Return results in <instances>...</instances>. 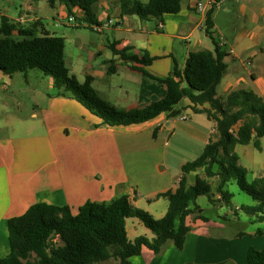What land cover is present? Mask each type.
Returning a JSON list of instances; mask_svg holds the SVG:
<instances>
[{
    "label": "crops",
    "instance_id": "0c3cea01",
    "mask_svg": "<svg viewBox=\"0 0 264 264\" xmlns=\"http://www.w3.org/2000/svg\"><path fill=\"white\" fill-rule=\"evenodd\" d=\"M27 1L31 8L33 0ZM119 1L94 0L89 6L101 25L99 31L93 29V24L90 29L103 34L100 41L78 43V54L75 55L64 44V64L85 89L117 109L142 108L162 98L165 84L161 79L171 74L175 65L182 69L190 51L213 49L214 40L226 50L223 58L226 67L217 84L216 95L224 97L234 89L245 88L264 98V0H224L220 4L214 0H181L178 11L150 16L148 20H141L135 14L121 15ZM198 1L201 9L196 7ZM59 6L66 10L63 3ZM210 8L209 26L206 15ZM72 9L76 16L83 15L81 8L74 6ZM31 15L20 14L18 19L30 21L38 17L35 13ZM109 19L118 20V24L107 25ZM20 39L24 53L32 39ZM112 48L125 49L126 53L140 59L146 55L150 61L142 63L121 58ZM8 59V50H0V61L7 64ZM135 67L142 68L148 75ZM14 74L0 70V90L11 83ZM27 74L28 71L24 77L26 82ZM19 87L27 89L26 86ZM11 88L13 86L6 92L9 96L13 93ZM33 89L30 87L29 90ZM46 94L47 99L41 105L31 103L28 115L13 111L11 116L0 118V257L10 251L8 220L26 213L34 203L67 206L75 214L86 200L108 201L127 194L135 205L138 189L143 185L152 195L148 200L173 188L180 173L176 177H167L149 171L145 178L143 174H132L129 165L147 154L164 159L170 152L165 147L169 139L180 136L178 120L189 119V122H182L184 133L180 136L186 141H195L203 147L210 136L216 138L213 120L202 112H194L187 98L177 105L181 112L176 117L167 118L164 113H159L142 122L109 126L51 79ZM263 138L264 134L253 135L248 142L234 146L238 162L247 171L250 168L258 171L257 176H264V163H260L254 153H244L250 165L243 164L237 151L239 145L244 151L251 143L256 150H264ZM125 157L128 163L124 164ZM190 174L194 180L196 175L204 176L202 168L186 173L187 185L194 182H187ZM213 197H218L215 192ZM238 206L235 204L234 208ZM252 218H248L252 225L248 230L216 239L210 237L208 230L206 235L202 231L208 220L187 216L186 223L191 229L185 234L181 248L172 242L165 243L158 253L143 247L139 255L129 260L131 264H247L248 247H264V221ZM129 219L134 220L129 221L131 234L127 227ZM140 224L137 218L126 219L129 239L139 235L138 229L146 233ZM248 237L251 239L249 244L245 240Z\"/></svg>",
    "mask_w": 264,
    "mask_h": 264
},
{
    "label": "trees",
    "instance_id": "16d2710c",
    "mask_svg": "<svg viewBox=\"0 0 264 264\" xmlns=\"http://www.w3.org/2000/svg\"><path fill=\"white\" fill-rule=\"evenodd\" d=\"M63 3L66 13L73 17L74 26L98 24L90 9L94 0H50ZM218 0H214L217 2ZM181 0H120V14H135L141 20L150 16L159 17L179 10ZM83 10L82 16H76L73 7ZM212 8L207 11L206 23ZM92 25V26H93ZM0 50H8L9 59L5 64L0 61V70L8 75L19 71L26 76L29 69L38 68L48 75L56 85L66 88L70 97L76 99L87 110L109 126L138 123L159 113L167 118L176 117L181 108L177 105L183 98L189 100L194 112L204 113L213 120L216 138L209 137L199 155L180 166L181 174L173 188L159 192L167 207L161 217L155 218L146 210L137 208L127 194H121L108 201L86 200L72 214L67 206H56L45 202L34 203L24 214L8 220V241L10 251L0 257V264H93L114 258L117 264H131L130 257L139 255L143 247L153 253L161 251L165 243L172 242L181 248L185 234L191 229L186 223L187 216L207 220L198 212L196 198L207 195L211 203L222 201L230 203L232 194L225 185L234 180L238 188L250 195L255 203L241 204L233 208L252 216V220L264 221V176L247 178L248 171L238 162L234 151L236 143H246L253 135L264 134V98L254 91L237 88L224 97L216 95V87L225 70L223 58L226 50L213 40V49L190 51L184 66L176 65L171 74L162 78L165 93L142 108L120 110L111 103L100 99L85 89L69 72L64 64V39L60 35L50 34L40 17H34L27 23L10 20L2 15L0 21ZM208 34L209 31H207ZM21 37H31L32 44L23 53ZM113 53L121 58L147 63L137 55L126 53L125 49ZM148 75L145 70L135 67ZM207 104V106H203ZM155 135V130H153ZM202 168L203 177L196 175L192 184H186L185 174ZM216 177V192L213 197L208 178ZM137 218L152 236L139 234L129 239L125 227L127 218ZM247 264H264V247H248Z\"/></svg>",
    "mask_w": 264,
    "mask_h": 264
},
{
    "label": "rangeland",
    "instance_id": "374dc122",
    "mask_svg": "<svg viewBox=\"0 0 264 264\" xmlns=\"http://www.w3.org/2000/svg\"><path fill=\"white\" fill-rule=\"evenodd\" d=\"M58 1L54 4L50 3V0H33L31 1V8L27 0H0V21L1 16L6 15L10 20L19 21L21 23H27L29 20H20L18 16L22 14L23 16L31 17L35 13L38 17L41 18V21L48 30L50 34L60 35L64 39V44L66 49L71 48L72 55L78 54L77 46L78 43L87 44L89 41H100L103 37L102 33L93 31L92 29L85 26H74V20L68 19L69 16L66 14L65 9H61ZM29 12V15H28ZM14 76L9 85L5 86L3 90H0V118L2 115L11 116L13 111L22 115H28L31 110L33 102L39 103L41 105L47 99V88L50 81L48 75L43 74L38 68H33L28 70V82L25 81L24 76L21 72H14ZM52 80V79H51ZM1 84V82H0ZM11 88L12 95L6 94L10 91ZM19 86H26L27 89L21 90ZM30 87H34L33 90H29ZM10 92V94H11ZM42 102V103H41ZM180 104V103H179ZM178 129L180 136L184 133L182 124L189 122V119L178 120ZM180 136L169 139L167 143L166 150H169L168 154H165L164 159H156L155 156H149L148 154L145 158H137L130 163V168H132V174H143L147 178V172L152 171L156 173V176H179L180 164L181 162L193 160L201 152V146L195 141H186ZM262 146L264 147V138ZM242 145H239L238 153L241 157L243 164H249V161L244 156L245 154L251 155L254 153L258 156L259 162L264 163V150H256L252 143L248 146H245L247 149L242 150ZM134 157V156H133ZM251 157V156H250ZM123 163H128L127 157L123 159ZM134 165L136 170L134 169ZM164 167L163 170H160V167ZM250 168V167H249ZM254 172V173H253ZM258 171L249 169L247 178L251 180L253 174L258 175ZM188 174V173H187ZM167 176V177H168ZM194 180L192 174L187 176V182L191 183ZM212 192H215V196H218L216 192L217 178L208 179ZM134 189L137 187L134 184H131ZM215 188V189H214ZM225 190L229 191L232 196L230 198V203L227 205L222 201H215L211 203L208 200L207 195H199L196 198V204L199 206L197 210L200 209V212L207 217L208 225H205V229H202L204 234L208 230L210 237L220 239L231 237L233 232L239 230H248L252 227L248 222L250 215L244 213L241 210H238L236 214L232 211L235 204H253L255 200L240 190L234 180L228 182L225 187ZM146 185L139 187L138 197L136 196V204L134 205L137 208L146 210L153 217L158 218L162 216L167 207V200L163 196L151 197L148 200V197L152 196L150 191H147ZM238 217V219L236 218ZM132 219H136L133 218ZM129 221H134L129 219L127 223L128 231L131 234V224ZM146 230V233H142L138 229V234H146L148 237L152 236V232L147 229L145 226L140 224ZM140 226V227H141ZM201 231V230H200ZM207 237V236H206ZM246 242L249 244L251 239L245 238ZM93 264H117V260L114 258H109L107 260L95 262Z\"/></svg>",
    "mask_w": 264,
    "mask_h": 264
},
{
    "label": "built area",
    "instance_id": "2783aa9c",
    "mask_svg": "<svg viewBox=\"0 0 264 264\" xmlns=\"http://www.w3.org/2000/svg\"><path fill=\"white\" fill-rule=\"evenodd\" d=\"M224 0H218L216 3L217 4H220L221 2H223ZM196 7L198 8V9H201L202 8V5H201V3L198 1L197 3H196ZM69 20L70 19H73V17L72 16H69V18H68ZM106 24L107 25H116V24H118V20H111V19H109L108 21H106ZM101 25H99V24H95V25H93V29H95V30H97V31H99L101 28ZM182 118H185V116H182Z\"/></svg>",
    "mask_w": 264,
    "mask_h": 264
},
{
    "label": "water",
    "instance_id": "95a60500",
    "mask_svg": "<svg viewBox=\"0 0 264 264\" xmlns=\"http://www.w3.org/2000/svg\"><path fill=\"white\" fill-rule=\"evenodd\" d=\"M198 212H200V209L198 210Z\"/></svg>",
    "mask_w": 264,
    "mask_h": 264
}]
</instances>
